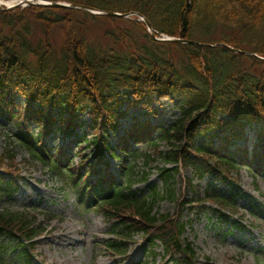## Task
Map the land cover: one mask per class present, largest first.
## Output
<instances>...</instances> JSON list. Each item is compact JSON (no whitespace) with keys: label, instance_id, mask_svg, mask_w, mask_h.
Listing matches in <instances>:
<instances>
[{"label":"trees","instance_id":"16d2710c","mask_svg":"<svg viewBox=\"0 0 264 264\" xmlns=\"http://www.w3.org/2000/svg\"><path fill=\"white\" fill-rule=\"evenodd\" d=\"M64 1L123 13L138 11L159 32L197 43L158 41L133 18L36 5L0 10V118L16 127L15 138L8 135L14 145L0 151V239L18 242L24 247L23 256L45 231L31 210L1 206V200L16 191L21 175L16 147L22 146L33 159L27 164L36 162L55 172L81 201L101 203V209L119 218L133 216L132 227L123 221L116 227L126 233H119L124 238L133 230L151 233L153 242H162L168 253L178 256V264H191L193 243L181 238L187 221L179 223L170 214L154 212L159 199L175 198L174 191L154 188L149 199L142 198L134 188L135 160L148 162L154 150L168 162L191 167L200 179L212 176L232 185L233 174L244 166L264 179V59L210 46L226 42L264 56V0ZM16 94L25 104L16 101ZM163 97L180 110L170 124L134 117L121 133L120 119L128 115L123 105L150 108L151 102ZM151 109L146 114L156 117ZM85 111L92 122L89 133H80L77 128L84 123L79 119ZM249 124L260 127L252 153L242 144ZM58 131L80 146L85 155L79 164L67 149L51 152L46 147V137ZM139 144L147 148L140 151ZM162 146L169 150H160ZM108 154L122 164L121 170L127 169L124 184L113 173L99 175L95 182L97 166L89 156L100 163ZM129 159L134 161L127 164ZM164 168L169 184L179 168ZM141 179L147 181L149 174L144 172ZM197 194L202 208L205 202L237 208L234 190L225 195L210 184L203 195ZM122 240H111L109 246L122 251ZM2 246L0 264H9L2 255L9 244Z\"/></svg>","mask_w":264,"mask_h":264},{"label":"rangeland","instance_id":"374dc122","mask_svg":"<svg viewBox=\"0 0 264 264\" xmlns=\"http://www.w3.org/2000/svg\"><path fill=\"white\" fill-rule=\"evenodd\" d=\"M97 33L95 31V34ZM17 98L23 100L21 96ZM160 103V105L152 103L151 111H157L158 114L156 117L150 114L148 118L155 123L173 121L179 110L169 100H163ZM130 110L141 119L147 116L145 108L132 107ZM83 117V121H89L87 115ZM13 132L15 128L4 119H0V151L7 144L14 145L8 136V133ZM249 134L253 138L257 135L254 130ZM65 143H67L66 139L57 137L50 140L49 146L57 147ZM160 150L167 152L169 147L162 146ZM16 151V163L21 169L22 178L18 182L19 188L15 195L10 200L3 199L1 206L11 210H21L23 206H38L40 212L37 216L47 226L49 232L36 244L35 264H129L135 261L138 264L146 261L148 264H169L163 257L162 246L152 245L143 233L134 234L128 246L130 260H124L128 259L127 257H115L113 250L106 247L105 242L103 243V239H106L111 230L110 221L100 212L81 207L73 192L67 190L66 193L61 188L62 180L53 177L42 165L36 162L27 164L26 159L32 158L24 147L17 146ZM116 164V161H113V167ZM175 164L176 162H168L164 155H159L153 150L148 162H144L142 158L137 161L136 187L146 191L147 182L141 179L146 172L149 173V183L158 185L161 191L162 189L166 191L161 170L164 167H173ZM186 179H191L195 187H192ZM234 183L244 195L238 199L239 208L234 212L240 217L244 229L236 234L225 235V227L220 225L215 211L204 212L197 202L192 201L196 195V185H200L201 190L204 191L208 179L193 178L189 167H180L179 173L174 176V180L168 186L175 191V199L169 197L160 199L154 208V212L159 215L170 214L172 219L177 218L181 222L190 220L191 226L185 236L187 235L188 239L196 245L195 264H264V251L260 250V247L264 245V224L253 215L254 205L261 210L264 206V180H254L251 174L243 169ZM225 187L229 189V186ZM225 187L218 189L225 190ZM147 193L149 191L145 192ZM236 218L237 216H234V219ZM65 231L72 234L71 241L62 239L64 235L62 232ZM150 249L152 252L149 257L147 251Z\"/></svg>","mask_w":264,"mask_h":264},{"label":"water","instance_id":"95a60500","mask_svg":"<svg viewBox=\"0 0 264 264\" xmlns=\"http://www.w3.org/2000/svg\"><path fill=\"white\" fill-rule=\"evenodd\" d=\"M34 1H36L38 4H44V5H49V6H54V7H63V6H66V7H71V8H77V9H83V10H89V11H92L91 7L87 6V5H80V4H66V3H63V2H54V1H46V0H26L24 1V3H34ZM18 5L16 6H13V7H10V8H3L2 6H0V9H14L15 7H17ZM93 12V11H92ZM96 13H106L108 15H119V16H127V15H124V14H121V13H118V12H114V11H104V12H96ZM146 20V23L150 26V22L148 19H145ZM173 40H179V39H173ZM180 41V40H179ZM223 46L225 47H228V48H231V49H235L231 46H229L228 44L226 43H222ZM236 51H238V49H235Z\"/></svg>","mask_w":264,"mask_h":264},{"label":"bare ground","instance_id":"6f19581e","mask_svg":"<svg viewBox=\"0 0 264 264\" xmlns=\"http://www.w3.org/2000/svg\"><path fill=\"white\" fill-rule=\"evenodd\" d=\"M0 3H6L4 0L0 1ZM64 235H63V240H68V241H71L72 240V234L68 231H65V232H62ZM70 243V242H69Z\"/></svg>","mask_w":264,"mask_h":264}]
</instances>
